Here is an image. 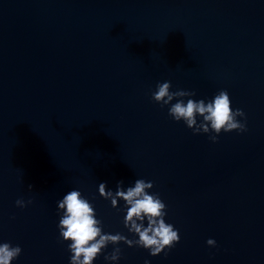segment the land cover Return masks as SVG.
Here are the masks:
<instances>
[{"label": "water", "instance_id": "1", "mask_svg": "<svg viewBox=\"0 0 264 264\" xmlns=\"http://www.w3.org/2000/svg\"><path fill=\"white\" fill-rule=\"evenodd\" d=\"M166 81L195 92L185 103L227 91L247 131L193 135L153 101ZM137 179L153 183L179 242L156 257L109 244L93 264H112L115 247V264H264V0H0V244L22 249L12 264H70L58 202L72 190L104 233L138 240L124 202L99 195Z\"/></svg>", "mask_w": 264, "mask_h": 264}, {"label": "clouds", "instance_id": "2", "mask_svg": "<svg viewBox=\"0 0 264 264\" xmlns=\"http://www.w3.org/2000/svg\"><path fill=\"white\" fill-rule=\"evenodd\" d=\"M170 81L158 83L156 91L152 94L155 103L162 107H169L168 115L176 122L183 121L193 135L201 133H214L209 139L217 142V137L223 133L247 131L246 123H241L237 118L246 121L245 113L241 109L235 111L231 108V101L227 91H220L211 101L193 100L185 98L192 97L195 92L179 90L170 91ZM176 100V103H172ZM201 118L200 123L197 118ZM123 181L117 183L115 193L106 191V183L99 184V195L111 202L113 208H117L118 201H123L126 209L124 227L129 233L138 236L139 239L129 240L122 234H110L102 231V222L95 218L94 207L84 198L80 191L68 192L58 202V210L62 215L59 220V234L64 242H70L68 251L72 254L70 264H93V261L109 245L123 243L129 248L141 247L149 251L153 257L171 250L179 242V232L171 224L165 223L166 205L158 194H149L153 188L151 181L137 179L134 186L123 189ZM29 189L32 186L29 185ZM24 200L16 201V206L25 208ZM145 220L147 227L144 226ZM209 247H215L213 239L207 240ZM22 249L12 246L10 243L0 244V264H12V261L21 255ZM121 249L115 247L113 251L105 256L106 261L115 264L120 259ZM167 255V253H165ZM145 264H148L146 261Z\"/></svg>", "mask_w": 264, "mask_h": 264}]
</instances>
